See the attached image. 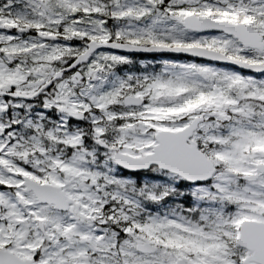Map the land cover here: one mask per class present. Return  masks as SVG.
<instances>
[{"label": "snow or ice", "instance_id": "1", "mask_svg": "<svg viewBox=\"0 0 264 264\" xmlns=\"http://www.w3.org/2000/svg\"><path fill=\"white\" fill-rule=\"evenodd\" d=\"M0 264H264V0H0Z\"/></svg>", "mask_w": 264, "mask_h": 264}]
</instances>
